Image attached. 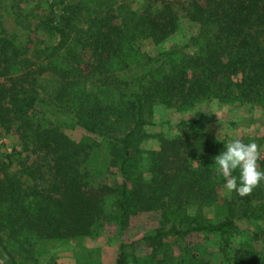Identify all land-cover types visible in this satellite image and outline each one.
<instances>
[{"label":"trees","instance_id":"obj_1","mask_svg":"<svg viewBox=\"0 0 264 264\" xmlns=\"http://www.w3.org/2000/svg\"><path fill=\"white\" fill-rule=\"evenodd\" d=\"M130 1L45 0L41 10L40 0H0V129L14 128L33 155L18 165L30 184L18 168L8 170L20 151L0 159V264H37L44 244L95 239L104 224L120 233L144 212H158L157 225L137 239L121 238L114 264H208L191 250L178 257L170 242L196 232L226 245L251 218L263 223L229 264H264L253 245L264 246V182L245 196L232 192L215 222L185 211L216 202L225 178L218 180L214 156L223 142L199 131L159 135L158 149L143 151L144 170L138 147L154 104L187 110L215 98L259 105L258 118L232 125L264 123V0L190 1L187 17L199 24L194 51L155 56L141 54L135 42L168 37L175 13L170 5L143 12ZM67 125L108 142L106 168L116 181L89 182L85 168L96 142L70 137ZM138 245L148 252L138 255Z\"/></svg>","mask_w":264,"mask_h":264},{"label":"rangeland","instance_id":"obj_2","mask_svg":"<svg viewBox=\"0 0 264 264\" xmlns=\"http://www.w3.org/2000/svg\"><path fill=\"white\" fill-rule=\"evenodd\" d=\"M190 1L203 2V0L130 1L133 8L151 13H154L157 8L164 5H170V8L175 13L171 15L175 16L177 22L176 30L162 41L155 42L150 38L137 39L135 47L141 54L155 56L160 52L171 49L187 54L194 51L196 45L194 37L199 32V24L187 17L186 8ZM40 2L39 5L42 10V8H45L46 3L45 0H40ZM24 4L26 7L27 3ZM28 4L30 5L29 2ZM155 15H157L156 12ZM41 37L43 36L41 35ZM134 60H139V57L134 56ZM237 78H239V75ZM261 111L262 109L259 105L241 102L223 103L215 98L202 100L187 110H176L174 108H167L162 104H154L152 118L144 127L147 136L138 143L140 152H142L139 166L144 170L147 165L143 151L158 149L159 135L170 138L175 135H186L192 131H199L205 132L213 142H223L224 146L236 138H239L246 144L254 142L258 148L257 167L260 170H264V123H260L259 121H244L241 124L232 125L233 122H240L245 118H258ZM65 132L75 139L87 138L90 141L95 140L96 142L91 153V159L85 168L88 172L89 182L92 184L101 182L111 184L116 181L117 174L109 172L108 168H106L108 142L104 138L85 133L82 128L71 125L66 126ZM13 149L20 151V153L13 157L11 167L8 170L13 172L14 168H18L17 172L19 175L21 174V180L30 184L32 179L26 176L25 173H20L19 171L23 169H19L18 165L21 162H23V165L30 163L33 155L19 146L17 132L14 128L9 131L0 129V159L4 153L10 152ZM192 164H196V162L192 161ZM2 172L0 170V174ZM220 174L217 175L219 181V178H221ZM36 180L41 183L39 178H36ZM224 183L225 181L217 188L218 198L215 203L201 206L200 209L196 208L195 205H188L185 210L186 213L193 215L198 211L202 214L205 221L210 222H215L222 218L226 210L230 208L226 199H229L231 194L225 190ZM158 217V212L138 213L130 218L129 226L125 231L120 233L114 227L104 224V227L100 231L102 235L95 239L86 238L82 240H70L64 243H53V245L44 244L37 253V264H50L48 259L44 257L47 254L53 257L55 264H114L121 238L125 240L139 238L143 233L157 225ZM261 223L263 221L257 218L241 222L230 237V243L226 245L222 244L216 234H212L207 239H204L202 234L196 232L189 233L187 236L181 238L180 243L170 242V245L174 249L175 254L179 253L178 257L180 258L185 256L184 252L186 253L187 250H191L203 255L208 264H229L230 257L233 255L235 248L245 240H250L256 226ZM253 245L261 252V258L264 263L263 244L260 241H253ZM179 250L181 251L179 252ZM146 252H148V249L143 247V245L136 247L138 255L145 254Z\"/></svg>","mask_w":264,"mask_h":264},{"label":"clouds","instance_id":"obj_3","mask_svg":"<svg viewBox=\"0 0 264 264\" xmlns=\"http://www.w3.org/2000/svg\"><path fill=\"white\" fill-rule=\"evenodd\" d=\"M214 159L218 171L225 178L224 188L229 194L248 195L264 182V170L257 167L258 148L254 142L246 144L239 138L233 139ZM234 171L238 174L233 175Z\"/></svg>","mask_w":264,"mask_h":264}]
</instances>
